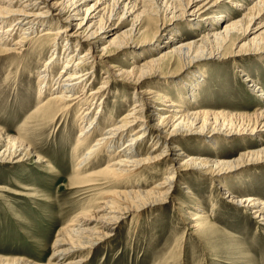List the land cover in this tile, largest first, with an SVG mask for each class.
Here are the masks:
<instances>
[{"label": "bare ground", "instance_id": "bare-ground-1", "mask_svg": "<svg viewBox=\"0 0 264 264\" xmlns=\"http://www.w3.org/2000/svg\"><path fill=\"white\" fill-rule=\"evenodd\" d=\"M89 1L92 2L89 4ZM220 1L0 0V55L15 54L22 60L28 55L34 56L33 50H38L40 54L45 53L47 48H52L49 57L39 69L37 80V98L42 94H47V97L40 101L38 107L30 114H40L46 118L49 117L47 114L52 112L51 109L56 107L53 120L58 113L62 115L74 106H80L79 120L87 124L82 126L76 137L74 152L83 144V138L100 129L97 123L101 117L98 115L104 113L108 107L105 100L109 94L110 83L119 81L124 88L132 92L130 98L127 95L115 97L114 107L117 103L125 105L128 102L131 106L118 118L111 115L104 120L107 123L106 128H103L104 131L87 147L86 154L82 155L72 168L74 176L68 179L69 190L74 191V194L95 193L109 197V200L102 202V206L97 208L103 213L95 215V222L100 223L102 228L98 231L94 227H88L89 215L87 219L77 216L75 224L70 222L59 230L53 241L54 250L46 264H77L80 259L72 257L73 252L90 248L95 241L111 235L114 225L125 218V215L171 202L173 191L177 188H186L184 193L190 194L191 191L181 175L183 172L194 171L210 176L216 181L221 174L232 172L242 165L260 162V159L264 162V143L240 152L236 159L222 160L199 156L197 153L189 154L180 145L181 136L198 135L210 139L216 136L219 130L238 135H252L260 141V136L264 133V90L257 83L254 84L250 76L241 75L242 82L247 84L249 91L260 101L259 105L248 113L187 109L189 105L184 99L167 95L158 89L153 80L158 78V72L170 68H178L180 71L177 74L181 76L192 68L197 59H204L202 57L206 54H209V57H214L211 54L236 56L249 49L258 51L259 48H264V0L225 1L232 2L233 7L240 12L232 19L229 18V13L224 14V11H219L218 15H209ZM153 5L163 6L161 12L165 15L160 28L140 42L123 41L129 35L142 34L150 25L148 20L161 13L160 9ZM83 13L84 16L81 17ZM183 18L192 23H199L200 27L205 26L206 31L195 40L166 46L177 39L176 33H166L168 24ZM126 22H129V27L122 29ZM21 30V35L12 40ZM161 35H166L168 39L162 41L163 44L159 47L166 49L157 56L143 59L138 65V58L131 57L134 62L127 63L130 65L129 69L121 65L120 61H113L126 47L150 43H156L158 46ZM238 37L241 40L248 38L239 45L240 39L233 43ZM27 42L32 45L25 51L23 46ZM232 43L234 45H231ZM60 45L62 47L59 52ZM204 45L212 46V50L206 53L205 48H200ZM227 49L230 51L225 53ZM58 65H61L62 69L60 74L54 75L53 70ZM96 67H101L104 74L100 84L90 88L96 80ZM196 76L201 78L200 74L197 75L193 70L192 75L188 77L189 91L197 83ZM123 105H119L118 111L123 110ZM92 110L96 112L91 116ZM22 128L25 132L29 130ZM4 133L0 129V146L5 142L1 136ZM127 133H130L128 138ZM121 140H124V143L119 147ZM145 141L150 144L148 149L141 148ZM28 142L25 136H13L10 141L5 142L6 149L0 152V161L7 159L8 162L21 163L35 157V163L41 166L44 159L34 154L35 150L33 151ZM91 155L104 157L105 166L97 171H87L89 167L100 165V161H90ZM162 172L160 181L150 188L146 187L149 183L146 182L148 178L144 174L159 176ZM137 178L141 181H136ZM177 182L181 184L180 187ZM106 188L107 193H102ZM217 188L223 191V197L228 202L235 207L249 210L252 218L264 226L262 200L251 195L237 194L222 182H218ZM175 203L183 205L182 199ZM194 209L196 213L186 225L198 227L201 238L208 240L212 234V224L207 221V214L200 204ZM12 263L41 264L24 258H15Z\"/></svg>", "mask_w": 264, "mask_h": 264}, {"label": "rangeland", "instance_id": "rangeland-1", "mask_svg": "<svg viewBox=\"0 0 264 264\" xmlns=\"http://www.w3.org/2000/svg\"><path fill=\"white\" fill-rule=\"evenodd\" d=\"M225 1L227 0H221L209 15H218L219 11H224V14L229 13L230 19L238 16L240 12L233 7L232 2ZM153 7L161 12L163 6ZM164 15L162 11L154 16L148 20L150 25L142 34L129 35L123 41L137 43L144 37H150L160 28ZM80 16L83 17L84 13ZM127 27L129 22L123 24L122 29ZM205 29V26L200 27L199 23H192L186 18L173 21L165 30L167 34L176 33L177 39L166 46L195 40L206 31ZM22 30L14 35L12 40L20 36ZM247 38L241 40L238 37L233 43L240 39V45ZM166 39V35H161L158 46L156 43H150L126 47L113 61H120L121 65L129 69L130 65L127 63L134 62L131 57L138 58L137 62L135 61L138 65L143 59L157 56L166 49L159 47ZM233 43L231 45H234ZM24 44L25 51L32 45L30 42ZM61 47L60 45L59 52ZM200 48H205L206 53L212 50L210 45ZM229 49L225 53L230 51ZM51 50L52 48H47L45 53L40 54L38 50H33L34 56L28 55L22 60L15 54L0 55V129L5 132L1 136L5 142L10 141L13 136H25L33 151L35 150L34 154L44 159L41 166L35 163V157L21 163L8 162L7 159L0 161V264H17L12 263L15 258L46 264L54 250L53 241L59 230L70 222L75 224L77 216L87 219L89 215L88 227L101 230V224L95 222V215L103 213L97 208L102 206V202L109 200V197L95 193L74 194V191L69 190L68 179L74 176L72 168L82 155L86 154L87 147L104 131L103 128H106L107 123L104 120L111 115L118 118L131 106L130 102L119 104L123 105V110L118 111V103L115 107L113 105L115 97L127 95L130 98L132 92L124 88L119 81L110 83L109 94L105 100L108 107L104 113L98 115L101 117L97 123L100 129L83 138V144L74 152L76 137L82 126L87 124L79 120L80 106H74L68 114L58 113L53 120L56 107L51 109V115L46 113L50 118L30 114L38 107L40 101L47 97V94H42L37 98V80L39 69ZM244 53L239 54L240 56L211 54L214 57L206 54L202 57L204 59L196 58L197 62L181 76L177 74L180 71L178 68H170L158 72V78L153 80L158 89L167 95L184 99L189 105L187 109L190 110L252 112L260 100H257L247 84L242 82L241 75L250 76L253 83H257L264 90V48H259L258 51L249 49ZM61 69V65L55 66L53 74H60ZM193 70L197 75L200 74L201 78L195 77L197 83L189 91L188 77L192 75ZM95 72L96 80L90 88L100 84L104 74L101 67H96ZM161 104L160 102L159 106ZM94 112L96 111L92 110L90 115ZM22 127L29 130L25 132ZM129 135L130 133H127V138ZM179 138L180 145L188 151L187 153H197L214 160L236 159L240 152L264 143V133L259 141L252 135L227 133L225 130H219L217 135L210 139L198 135ZM124 140L119 141V147L123 145ZM5 142L0 146V152L6 149ZM148 146L150 147V144L145 141L141 148L148 149ZM98 156L91 155L90 161H100V165L89 167L87 171H97L105 166L104 157ZM259 161L223 173L216 181L210 176L194 171L183 172L181 175L191 191L190 194L184 193L186 188H177L173 191L171 202L125 215V218L114 225L111 235L95 241L90 248L73 252L71 256L80 259L77 264H264V226L252 218L249 210L235 207L228 202L223 197V191L217 188L218 182H222L237 194L251 195L264 202V162L261 159ZM162 175L163 172L159 176L144 174L148 178L146 182L149 183L146 187L154 186L162 179ZM139 178L136 181H141ZM180 185L177 182V186ZM107 191L106 188L101 192ZM181 199L182 206L175 203ZM198 204L206 212L207 221L212 224V234L208 240L201 238L198 227L186 225L190 222V217L195 215L194 208Z\"/></svg>", "mask_w": 264, "mask_h": 264}]
</instances>
